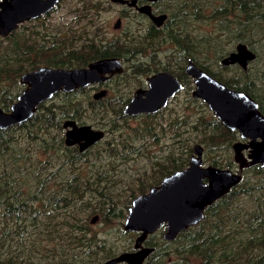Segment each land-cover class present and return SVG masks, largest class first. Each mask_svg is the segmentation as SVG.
Masks as SVG:
<instances>
[{
	"label": "rangeland",
	"instance_id": "1",
	"mask_svg": "<svg viewBox=\"0 0 264 264\" xmlns=\"http://www.w3.org/2000/svg\"><path fill=\"white\" fill-rule=\"evenodd\" d=\"M204 1L195 4V30L186 31L190 38L195 37L193 44L198 39H217L216 29L207 25L208 16L203 15L202 19L200 11H197ZM210 1L223 3L222 0ZM260 5L264 6V1ZM120 13L118 6L108 5L105 0H60L49 16L31 26L33 30L24 33L22 40L21 34L15 38L24 43L25 57L19 61H9V44L0 37V108L7 110L23 88L18 68L27 70L35 61L41 65L48 62L45 52L48 38L63 42L65 37L75 34L78 26H87L94 32L96 25L101 28V40L122 38L120 41L127 43L135 35L144 37V32H137L136 24L129 19L125 20L122 30H114ZM126 27L132 28L133 32L129 34H133V37L126 38ZM184 27L182 25L178 30H184ZM177 31L175 27L168 33L172 37L167 38L164 37L166 33H159L152 42L153 49H149L148 41L140 39L137 41V46H140L137 53L126 55L122 52L127 71L105 84L104 89L109 91V95L99 104L89 103L93 90L67 96L61 93L47 103V106L59 108H53L54 115L47 123L53 120L52 124L61 126L40 134L49 140V146L53 142L51 136L63 131L62 122H59L61 118H73L79 125H91L106 132L105 143L94 148L86 158H80V151L74 147H67L71 149L69 154L57 146L56 150L45 152L42 141L34 143L30 139L29 133L36 132V129L26 128L25 124L11 127L9 135L2 134L0 129V197H13L14 193L22 191L28 201L25 220L30 213L41 210L37 219H29L25 224L16 222V218L0 217V240H5L0 244V264H52L62 259L67 260V264H104L121 254L132 252L135 247L139 235L126 233L123 227L125 217L138 196L160 185L168 175L188 168L194 156L201 158L203 168L232 170L234 145L243 140L237 132L229 134V129L214 117L208 103L200 97L193 98L192 91L196 85L185 73L188 60L191 59L198 69L219 81L238 84L240 89L249 83L254 91L264 90V45L256 53L260 54L262 60L258 58L247 69H242L240 66H226L222 62L227 54L235 51L238 45L235 38L238 42L241 35L229 40L220 38L217 51L199 58V51L205 48L206 42L195 48L196 52L186 50L184 46L187 45L181 41L183 36ZM81 42L77 40L76 44ZM37 47L41 55L33 58L32 52ZM12 52L13 56L19 55L17 48ZM159 70L173 72L184 89L169 102L165 110L156 115H126L123 109L133 98L134 92L147 86V78ZM74 109L78 111L69 115ZM120 112L124 119L117 124L120 126L110 125ZM125 122H128L129 131L140 134L139 138L133 139L126 134ZM117 137L121 142L116 152L106 157L104 145ZM27 146L33 151L27 152ZM197 146L201 148L199 154H196ZM35 154L42 159L47 157L44 154L52 156L53 167H58L64 156L77 157L68 173L54 171V181L48 192L53 193L51 198L56 204L52 203L48 208H43L36 199L31 200L40 184L45 182L40 176V162ZM239 167L235 162L234 172ZM255 169L252 172L244 171L241 183L231 189V206L224 205L227 211H216L224 204V198H219L205 212L199 225L182 231L178 238L172 239V244L178 245L176 254L180 253V247L190 245L196 255L186 254L187 249L184 248L182 255L173 256L174 247L164 241L165 232L160 230L149 238L150 247L144 245L152 249L153 246L157 247L153 261L157 258L158 264L171 261L176 264H200L201 251L208 235L214 231L215 223L225 218L227 223L220 234L224 241L212 250V259L208 264H264V216L263 223L256 226L250 224L264 200L258 194L246 191L252 185L264 184V176L259 174L264 168L258 165ZM63 200L66 201L65 206L61 204ZM0 211L6 212L7 206L3 205ZM94 217H99L96 223H92ZM73 226H79L82 232L72 233ZM37 232L40 238L36 236ZM88 240H93L94 245L90 246ZM10 247L19 249L13 257L9 254ZM145 264H152V261L148 260Z\"/></svg>",
	"mask_w": 264,
	"mask_h": 264
},
{
	"label": "water",
	"instance_id": "2",
	"mask_svg": "<svg viewBox=\"0 0 264 264\" xmlns=\"http://www.w3.org/2000/svg\"><path fill=\"white\" fill-rule=\"evenodd\" d=\"M59 1L3 0L0 2V34L8 36L19 24L48 13ZM238 51V54L235 52L229 56L232 63L241 62L245 66L256 57L244 45H239ZM233 58L240 60L233 61ZM120 72V59H105L79 70L42 68L27 74L22 78V84L28 88L19 96L10 111L6 112L0 108V129H7L32 119L38 106L58 92L70 93L104 81L106 74L115 75ZM188 73L195 76V97H200L208 103L228 129L239 132L243 141L234 145L235 162L241 169L254 165L264 168V114L260 111L258 103L244 93L229 89L193 63L188 67ZM180 89L181 85L174 76L165 72L157 73L149 78L147 90H139L136 93L126 107L125 114L136 116L156 113L165 107ZM105 95L106 92H101L95 98ZM64 127L67 129V146L79 144L80 151H84L103 137L102 132L74 121L65 122ZM247 151L250 152L248 158L244 156ZM200 152L201 148L197 146L196 154ZM241 180L242 176L229 169L203 168L201 158L194 156L188 168L168 175L160 185L133 201L124 229L128 233H141L136 241V249L143 248L142 244L147 235L163 226L169 231L167 240H172L179 232L199 224L205 211L219 198L228 195ZM98 218L94 217L92 223H96ZM150 251L143 249L138 253L127 252L104 264H142ZM139 256V261L134 262Z\"/></svg>",
	"mask_w": 264,
	"mask_h": 264
},
{
	"label": "flooded vegetation",
	"instance_id": "3",
	"mask_svg": "<svg viewBox=\"0 0 264 264\" xmlns=\"http://www.w3.org/2000/svg\"><path fill=\"white\" fill-rule=\"evenodd\" d=\"M2 1L3 0H0V2H2ZM59 2H58V4H59ZM105 2L108 5L111 4V5L118 6L120 8V11H121L118 19L116 20V22L113 26L114 30H116V31L122 30V28L124 27L125 20L129 19L130 22L136 24V31L137 32H144V34H143L144 37L136 36V35L134 36L133 34H129V33L133 32L132 28L126 27L125 34L128 33V34H126V38H131L134 36L133 39H129V41L127 43L120 41L122 38L114 39L112 41L101 40V39H99V33L101 32V28L99 26H97V25L95 26L94 32L89 30L87 28V26H78L77 30H75V32H74L75 34H73L72 36L65 37L63 42L50 40L51 38H48V47L46 48L45 52L47 53L49 60H48V62H45L46 64L41 65L39 62L35 61V64L27 70H22L23 68H21V67L18 68L19 75H20L19 78H20V82L22 84V78L25 75L36 72L42 68H53V69H62V70H70L71 71V70H79V69H83V68H88V66L90 64H93V63H96L98 61L105 60V59H120L122 61V72L116 73L115 75L106 74L105 75L106 79L104 81L90 84L87 87L77 89V90L70 92V93L58 92L51 99L41 103L38 106L37 112L32 119H30V120H28L22 124L14 125V126H21V125L25 124L26 128H29V127H36L37 128L38 127L39 129H36V132H34V133H29V136H30V139L32 141H34V143H38L39 141H42V143L45 145L44 146L45 152H47V150H49V149H52L51 147L55 148V144L59 143V142H61L65 148L72 147V149L77 148V151H80V145L79 144H77L75 146H67V144H66L67 129H65L64 124L67 121L76 122L75 120H73V118H61L59 120V122H62L61 125H62L63 131H61V132L59 131V133L56 134L55 136H51L53 138L52 146L48 145L49 140L44 138V135L42 137L40 135L44 132H49L52 128L55 129V128L61 127L59 125H55V124H52L49 122L47 123V121H49L51 119V117L49 115L50 111L55 110V109H59V108L55 107L54 105L52 107L47 106V103L49 101H52L56 95L62 93V94H64V96H67V95H72V94H78L80 92H84L85 90H87V91L93 90L94 94L92 93V95H91L92 99H90L89 103H90V105H97V104H99L98 103L99 101L107 98V96L109 95V91L107 89H104L105 84L108 81H110L111 79H113L114 77L125 74L127 71L126 66H125L126 58L121 54L122 52L126 55L133 54V52L137 53V51H138L137 48H140V46H137V41L140 39L148 41V44L150 46L149 49H153V43L152 42L154 39H156L159 36V33H166V35L164 36L165 38H167L168 36L172 37L171 34H168V33L169 32L171 33V31L173 29H175V27H176V31L182 25L185 26L184 27L185 31L195 30V0H105ZM58 4H56V6L53 9H51L48 13H46V14L38 17V18L30 19V20H27V21L19 24L17 29L13 33L9 34L8 36H2L0 34V37L5 42H8V44H9V47H8V59H9V61H19L20 59L25 57L24 56V50H23V44L24 43L19 42L18 40H15V38H17L18 35L21 34V40H22L24 33L28 32L30 30H33V28H30V27L40 23L42 21V19L49 16L57 8ZM178 31H183V30H178ZM97 34H98V36H97ZM58 37L62 38L60 35ZM77 40H81L82 41L81 44H76ZM238 46H236L235 51L230 52L229 55H231L232 53H235L237 51ZM15 48H17L19 50L18 56H13L12 50ZM28 50H31V48H29ZM9 52H10V57H9ZM254 54L256 55L255 59L252 61H248L245 66L241 67L242 69L243 68L247 69L248 65L250 63H253V62L258 60V54H256V53H254ZM32 55H33V58L36 55H41L40 49L37 47L32 52ZM94 55H98V56L94 59H91L89 62H87L85 64L83 63L84 62L83 60H86L90 56H94ZM229 55L227 56V58L229 57ZM84 56H87V58L84 59ZM225 58H224V60H222V62H224L227 59V58L226 59ZM192 63H193L192 60H189L188 61V67ZM188 67H187L185 73L187 76H189L190 78L193 79L194 84H195V76L190 75L188 73ZM160 72L169 73L170 75L174 76L175 79L177 80V82L180 83L181 89L171 99H169L167 105L165 107H163L161 110H159L158 112L153 113V114L143 113V114H139L136 116H130V115H128V116H130V117H142V116L156 115V114L160 113L161 111L165 110L168 107L169 102L172 99H174L175 97H177L179 92H181L184 89L181 81L176 77V75L173 72H171L169 70H161V71L159 70V71L155 72L151 77H153L154 75H156L157 73H160ZM8 77H9V79H12L10 76H8ZM151 77L149 76L147 78V86H145L143 88H138L134 92V96L136 95V93L139 90H147L149 88V78H151ZM215 80H217V79H215ZM217 81H219V80H217ZM219 82H221V83L223 82L222 84H224L226 87H228L231 90H235L237 92L244 93V94L248 95L249 97H251L253 100H255L258 103L260 111L264 114V102H263L264 101V96H263L264 90L263 89H259V90L254 91L250 88L249 83H247L246 85H244L242 87V89H240L238 84H236V85L230 84V86H231L230 87V86H228L229 83L227 81L220 80ZM22 86H23V88L17 94L16 100L9 105L7 110H4V111H6V112L10 111V108L13 106L14 103L17 102L19 96L21 94H23L25 92V90L28 88V86H26L24 84H22ZM101 87H103V88L100 89ZM101 92H106V95L96 99L95 96L97 94H100ZM134 96H133V98H134ZM192 96H193V98H197V97H195V87L193 88ZM133 98L131 99V101L133 100ZM197 99H199V98H197ZM131 101L125 106V108L123 109L124 111H125L126 107L131 103ZM261 105L263 108L261 107ZM53 108H55V109H53ZM210 110H211V108H210ZM77 111L78 110H76L74 112H77ZM213 115L219 122H221L223 124V122L218 118V116L215 114L214 111H213ZM36 117H42V118H44L43 120H45L46 122L33 121ZM76 123L78 124V122H76ZM83 125L84 126H90V127H92V129L94 131L103 133V137L101 139H99L94 144L90 145L89 147L85 148L84 151H80V153H81L80 155L82 157L86 158L88 156V153H90L94 148L105 143L104 141H105L107 134L105 131L96 129L91 125H86V124H83ZM14 126H11V127H14ZM11 127L7 128L6 130L2 129L1 130L2 133L6 134V135L11 134V131H10ZM230 131L235 132V133L237 132V131H232V130H230ZM237 133L239 134V132H237ZM239 136H240V134H239ZM27 150H33V149L30 146H27ZM249 153H250L249 151L244 152V156L246 158H248ZM35 155L38 156V154H35ZM44 155H46L50 160V162L46 166V169L44 170V176H50V175H52V173H54L56 167L52 166L53 157L49 156V154H44ZM106 157H107V155H106ZM122 159H125V158H122ZM64 160H65V156H64V159L62 160V162ZM62 162L60 163L59 166L62 165ZM234 165H235V162H233L232 168H231L232 169L231 171H233V172H234V170H233ZM257 166L258 165L248 166V167H245L243 169H241V167H239V169L235 173L239 174L240 176H244V171L253 170L252 168L257 167ZM66 167L67 166L65 165L64 168L62 170H59V171L65 172ZM228 196H229V194L226 195L225 197H223L224 198V200H223L224 204H222V206L225 204H231V199H225ZM214 209H216V207H214ZM125 224L126 223H124V225ZM199 224H197V225H199ZM197 225H195V226H197ZM217 228H219L220 233H221L223 227H220V225H215V229H217ZM160 230H163L165 232L164 236H163L164 241L166 243L172 244L171 241H173V240H167V238H166V235L169 233V231H167L166 226L158 228L155 232L147 235V237L144 239L143 244H142L143 248H139V249L137 248L136 249L134 247L132 250L133 253H138L141 250L143 251V249L151 250L150 253L144 259L142 264H145L148 260H151L152 264L157 262V258L153 261L154 257L156 256V252L158 251L157 247L153 246V249L152 248H146V247H150V244H148L149 238L152 237L153 235H155ZM124 231H125V229H124ZM126 233H128V232H126ZM179 233H181V232H179ZM134 234H137V233H134ZM138 235H139L138 236V238H139L140 234H138ZM177 235L175 238H178ZM169 238H170V235H169ZM137 239H136V241H137ZM136 241H135V246H136ZM172 245L174 247L173 256L174 255H176V256L182 255V252H183L182 250L179 254H176L179 251L178 245L177 244H172ZM201 256H202V254H201ZM139 258H140V256L138 258H136L134 260V262H138ZM120 264H128V263H120ZM165 264H176V262L171 261L170 263H165Z\"/></svg>",
	"mask_w": 264,
	"mask_h": 264
},
{
	"label": "trees",
	"instance_id": "4",
	"mask_svg": "<svg viewBox=\"0 0 264 264\" xmlns=\"http://www.w3.org/2000/svg\"><path fill=\"white\" fill-rule=\"evenodd\" d=\"M201 0H195V4L196 2H199ZM264 1V0H222L223 3H214L211 2L210 0H206L203 2L202 6L200 7V9H198L197 11H200V16L202 17V19L204 18L203 15H207L209 20L207 22L208 27H212L213 29H216V33H217V39H198V36L196 37V39H198L195 44L194 38H190L189 33L186 32L185 30L183 31H177L179 34H181V41L185 42V44L188 46H184V48L186 50H190L193 49L196 52L195 48H198L200 46H203V44L206 42L205 48L201 51H199V58H204L206 57L211 51H217L216 47L220 44V38L223 39H227L228 38H232L236 35H241L240 36V40L236 43L237 44H241L244 43L245 45H247L251 50H253L255 53H257V51L259 50V48L264 45V6L260 5V3ZM196 6V5H195ZM188 31V30H187ZM242 35H246V37L242 36ZM236 44V45H237ZM229 54H227L225 57H227ZM98 55H94V56H90L88 59L87 56H84L83 60L84 64L89 62L91 59L96 58ZM9 57H10V52H9ZM224 57V58H225ZM258 58L260 59V61L262 60L260 54H258ZM191 60V59H189ZM188 60V61H189ZM224 60V59H223ZM57 65V64H56ZM58 66V65H57ZM228 86H230V84H228ZM231 87V86H230ZM262 107V105H261ZM263 108V107H262ZM78 109H74L69 115H72L76 112ZM122 113H118V116L115 118H113L110 122V125H115V126H120L117 125L119 124L123 119ZM50 117H53V112L50 111L49 113ZM44 118L42 117H36L33 121H39V122H46L45 120H43ZM49 123H54L53 120ZM126 127V134L130 135L131 138L133 139H137L139 138L138 136L140 134H133L131 131H129L128 128V122H125V125H123ZM25 127V126H23ZM33 129H39L38 127H33ZM4 134V133H2ZM229 134H233V132H231L229 130ZM6 135V134H4ZM0 140L2 141L1 137ZM121 139L120 138H114L112 141H109L108 143H106L104 145V152L106 153V155L108 156H112L117 149V146L120 144ZM56 146L62 150L63 152H66L69 154V150L68 148H65L63 146V144L61 142L56 143L55 144V148ZM52 149L56 150L55 148L51 147ZM4 151V149H3ZM28 151H33V150H27ZM36 156V155H35ZM80 158H82V156L79 154L78 155ZM40 162V176L42 177V179L45 180V182L41 183L39 186L38 191L34 194V196L31 198V200H37L39 203H41L43 208H48L52 203L53 205L56 204L55 200H52L51 195L53 193H49V186L53 183L54 181V177H53V173L50 176H44V170L46 169L47 164L50 162L49 158L46 157L45 159H42L39 155L36 156ZM77 157L76 156H65V160L62 162V165L59 167H56V171L60 173H64V172H60L59 170H62L64 168V166L66 165V171L70 170V166L71 163L76 161ZM106 160H108L107 158H105ZM256 167L252 168L253 170H257L255 169ZM253 170H249V172L253 171ZM68 173V172H67ZM262 176H264V170H260V173ZM264 182V181H263ZM262 182H260L258 185L259 186H253L249 189H247L246 191L249 193H255L258 194V196L264 200V184L261 185ZM2 186V185H1ZM14 193V192H13ZM101 195V192L99 193ZM231 195H229L227 198L225 199H230ZM103 199V198H101ZM20 202V203H19ZM102 202V201H100ZM62 206L66 205V201L63 200L61 201ZM6 205L7 206V211L3 212L0 211V217L6 216L9 218H16V222H21L22 224H25L27 220L29 219H37L36 217L39 215V213L41 212V210L35 211L32 214L30 213L29 218L27 220L24 219V215L27 213V205H28V201H26L25 195L22 191H18L17 193H14L13 197H9L6 196L4 199L1 196L0 197V208ZM226 207L231 206V204H225ZM224 205L221 206L218 210H216L217 212H221V211H227V208ZM226 213V212H225ZM128 213L125 217V221L127 219ZM264 216V203L262 206L259 207V212H257L255 214V217L251 218L250 224L252 226H256L258 224L263 223L262 218ZM228 217V216H227ZM227 223L225 221V218H222L221 220L219 219L215 225H220V227H223V225ZM249 224V225H250ZM241 227V225H238ZM79 226H73L72 233H80L82 232L79 228ZM220 230L219 228L215 229L210 235H208L204 246L202 248L201 251V259H200V264H208L209 261L212 259V250L218 248L221 244V241H224V238L222 235H220ZM36 236L38 238H40V233L37 232ZM222 236V238H220ZM5 240H0V244L3 243ZM94 241L93 240H88V244L90 246L94 245ZM186 248V254H194L195 252L194 250L191 248L190 245H187L186 247L182 246L180 247V252L181 250L183 251V249ZM164 250V249H163ZM19 252L18 248H9V254L11 257H13L14 255H16ZM67 260L62 259V260H57L55 261V263L52 264H67ZM159 261H157L156 263L153 264H158ZM69 264H75V262H70Z\"/></svg>",
	"mask_w": 264,
	"mask_h": 264
},
{
	"label": "bare ground",
	"instance_id": "5",
	"mask_svg": "<svg viewBox=\"0 0 264 264\" xmlns=\"http://www.w3.org/2000/svg\"><path fill=\"white\" fill-rule=\"evenodd\" d=\"M238 45H240V44H238ZM238 45H237V46H238ZM241 45H244V46L247 48V50H248L249 52L254 53V51L251 50V49H250L247 45H245L244 43H241ZM241 45H240V46H241ZM238 53H239V51H238V52L236 51V54H238ZM229 56H230V55H229ZM226 58H227V57H226ZM226 58H225V59H226ZM226 60H228V61H227V62H225V61L223 62V64L226 65V66H236V65H237V66L239 65L240 67H243V66H244L241 62H234V63H232V62L229 60V57H228ZM232 60H233V61H238V60H240V59H238V58H233ZM129 211H130V209H129ZM129 211H128L127 219H128V217H129ZM127 219H126L125 223L127 222ZM140 235H141V233H140Z\"/></svg>",
	"mask_w": 264,
	"mask_h": 264
}]
</instances>
